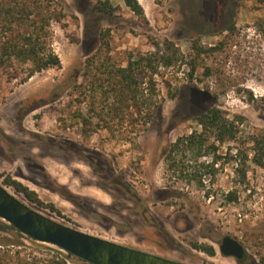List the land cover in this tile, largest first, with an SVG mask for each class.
Returning <instances> with one entry per match:
<instances>
[{
  "label": "rangeland",
  "instance_id": "1",
  "mask_svg": "<svg viewBox=\"0 0 264 264\" xmlns=\"http://www.w3.org/2000/svg\"><path fill=\"white\" fill-rule=\"evenodd\" d=\"M57 1L64 17L52 24L53 47L61 67L24 82L0 73V183L66 225L132 248L187 264H264L263 170L250 163L241 182L227 153L236 143L219 145L223 156L214 168L201 165L210 154L197 159L181 151L173 166L163 154L177 137L201 130L193 117L212 101L230 117L245 116L249 130L264 127V34L258 28L264 3L139 0L140 16L123 0H112L118 6L113 14L95 11L91 0ZM107 29L118 63L168 38L186 55L194 41L200 44L203 65L192 79L187 64L159 76V110L139 131L126 125L114 134H86L75 116L87 111L77 86L86 58L102 46ZM192 87L208 89L212 101ZM240 146L250 152L251 144ZM10 180L36 191L43 204ZM225 235L242 243L245 259L221 252ZM203 244L215 253L198 248Z\"/></svg>",
  "mask_w": 264,
  "mask_h": 264
},
{
  "label": "trees",
  "instance_id": "2",
  "mask_svg": "<svg viewBox=\"0 0 264 264\" xmlns=\"http://www.w3.org/2000/svg\"><path fill=\"white\" fill-rule=\"evenodd\" d=\"M137 15L144 16L139 0H123ZM264 3V0H258ZM95 11L113 14L118 6L112 0H91ZM64 12L57 0H0V73L9 80L24 82L35 73L49 68H59L62 61L53 47V22H61ZM264 34V20L258 21ZM109 29L102 33V46L86 58L83 80L78 84L79 98L87 106L86 113L77 110L84 132L106 129L116 133L129 125L139 131L149 124L159 110V76L164 78L171 67L189 65L191 79L203 64L199 56L204 48L196 41L192 51L186 55L179 45L168 38L154 42V50L131 52L126 61L118 63L110 54ZM209 72V68L206 66ZM189 87V85H186ZM197 96L209 97L208 89L189 88ZM201 126L177 137L163 154L169 165L177 163L181 151H192L197 159L210 154L209 163L203 167L218 165L222 159L219 145H229L230 160L235 171L245 182L250 163L264 172V127L248 129L243 115L229 116L228 112L213 104L193 117ZM251 144L250 152H244L241 144ZM232 150H235L232 152ZM9 184L23 192L30 200L43 204L36 191L17 180ZM233 198V193H229ZM236 198V197H235ZM210 255L215 253L211 245H197ZM196 246V247H197ZM0 264H92L51 244L39 242L17 231L0 218Z\"/></svg>",
  "mask_w": 264,
  "mask_h": 264
},
{
  "label": "water",
  "instance_id": "3",
  "mask_svg": "<svg viewBox=\"0 0 264 264\" xmlns=\"http://www.w3.org/2000/svg\"><path fill=\"white\" fill-rule=\"evenodd\" d=\"M0 218L17 231L39 242L52 244L92 264H187L113 242L66 225L27 204L0 183ZM221 252L244 258L245 249L236 238L225 235Z\"/></svg>",
  "mask_w": 264,
  "mask_h": 264
},
{
  "label": "flooded vegetation",
  "instance_id": "4",
  "mask_svg": "<svg viewBox=\"0 0 264 264\" xmlns=\"http://www.w3.org/2000/svg\"><path fill=\"white\" fill-rule=\"evenodd\" d=\"M244 249H245V247H244ZM246 254H247V253H246V249H245V255H244V258H243V259H245Z\"/></svg>",
  "mask_w": 264,
  "mask_h": 264
}]
</instances>
